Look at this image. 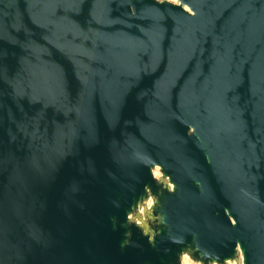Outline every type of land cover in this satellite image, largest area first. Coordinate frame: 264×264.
Returning a JSON list of instances; mask_svg holds the SVG:
<instances>
[{
  "label": "water",
  "instance_id": "obj_1",
  "mask_svg": "<svg viewBox=\"0 0 264 264\" xmlns=\"http://www.w3.org/2000/svg\"><path fill=\"white\" fill-rule=\"evenodd\" d=\"M184 258L264 264V0H0V264Z\"/></svg>",
  "mask_w": 264,
  "mask_h": 264
},
{
  "label": "rangeland",
  "instance_id": "obj_2",
  "mask_svg": "<svg viewBox=\"0 0 264 264\" xmlns=\"http://www.w3.org/2000/svg\"><path fill=\"white\" fill-rule=\"evenodd\" d=\"M172 1V0H171ZM177 2V0H175ZM183 264H195L193 263L191 260H189L188 258H184L183 260Z\"/></svg>",
  "mask_w": 264,
  "mask_h": 264
},
{
  "label": "bare ground",
  "instance_id": "obj_3",
  "mask_svg": "<svg viewBox=\"0 0 264 264\" xmlns=\"http://www.w3.org/2000/svg\"><path fill=\"white\" fill-rule=\"evenodd\" d=\"M173 2H176L175 0H172ZM187 8V7H186Z\"/></svg>",
  "mask_w": 264,
  "mask_h": 264
}]
</instances>
